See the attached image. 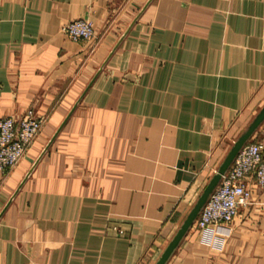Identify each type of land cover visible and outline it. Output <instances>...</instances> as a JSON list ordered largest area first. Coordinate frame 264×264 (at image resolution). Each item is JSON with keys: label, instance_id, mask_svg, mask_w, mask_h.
<instances>
[{"label": "crops", "instance_id": "0c3cea01", "mask_svg": "<svg viewBox=\"0 0 264 264\" xmlns=\"http://www.w3.org/2000/svg\"><path fill=\"white\" fill-rule=\"evenodd\" d=\"M84 17L96 37L62 27ZM264 106V0H0V264H155ZM250 141L264 145V122ZM166 264H264V186Z\"/></svg>", "mask_w": 264, "mask_h": 264}, {"label": "built area", "instance_id": "2783aa9c", "mask_svg": "<svg viewBox=\"0 0 264 264\" xmlns=\"http://www.w3.org/2000/svg\"><path fill=\"white\" fill-rule=\"evenodd\" d=\"M62 31L75 41L93 39L96 35L93 21L84 17L68 21ZM43 123L44 118L34 109H28L21 117H0L1 172L10 171L25 157ZM249 179L264 186V145L261 142H248L241 149L201 210L195 221L196 227L203 229L213 223L234 221L241 207L251 203L253 189Z\"/></svg>", "mask_w": 264, "mask_h": 264}, {"label": "water", "instance_id": "95a60500", "mask_svg": "<svg viewBox=\"0 0 264 264\" xmlns=\"http://www.w3.org/2000/svg\"><path fill=\"white\" fill-rule=\"evenodd\" d=\"M263 122H264V106L256 114V116L253 118V120L250 122L247 128L234 141L233 145L231 146L224 160L222 161L217 171L215 172V174L212 176V178L204 188L203 192L201 193L196 203L192 207L191 211L187 215L183 224L181 225V227L179 228V230L177 231V233L170 241L168 246L165 248L164 252L162 253V255L155 264H166L173 251L181 242L182 238L185 236L187 231L190 229V227H192V225L198 218L204 205L208 201L211 194L215 191L217 186L220 184L221 180L223 179V176L229 170V168L233 164L235 158L237 157L241 149L250 141L254 133L257 131V129L260 127V125Z\"/></svg>", "mask_w": 264, "mask_h": 264}, {"label": "rangeland", "instance_id": "374dc122", "mask_svg": "<svg viewBox=\"0 0 264 264\" xmlns=\"http://www.w3.org/2000/svg\"><path fill=\"white\" fill-rule=\"evenodd\" d=\"M95 29H96V28H95ZM95 37H96V35H95ZM95 37H94V38H95ZM94 38H93V39H94ZM90 40H92V39H89V40H87V41H90ZM249 142H251V141H249Z\"/></svg>", "mask_w": 264, "mask_h": 264}]
</instances>
